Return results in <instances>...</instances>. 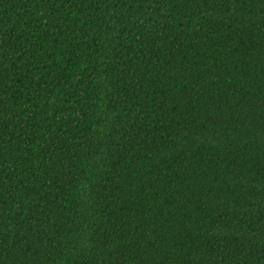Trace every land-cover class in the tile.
I'll return each mask as SVG.
<instances>
[{
  "label": "trees",
  "instance_id": "trees-1",
  "mask_svg": "<svg viewBox=\"0 0 264 264\" xmlns=\"http://www.w3.org/2000/svg\"><path fill=\"white\" fill-rule=\"evenodd\" d=\"M0 264H264V0H0Z\"/></svg>",
  "mask_w": 264,
  "mask_h": 264
}]
</instances>
